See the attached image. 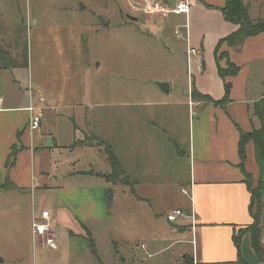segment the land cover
<instances>
[{
    "label": "crops",
    "instance_id": "crops-1",
    "mask_svg": "<svg viewBox=\"0 0 264 264\" xmlns=\"http://www.w3.org/2000/svg\"><path fill=\"white\" fill-rule=\"evenodd\" d=\"M5 1H9V11L0 9V52L5 53L0 54V197L8 198L15 224L22 222L28 234L33 248L32 264H113L112 260L102 262L100 256L105 238L108 245L119 248L116 253L121 254V260H129L130 264H264L251 242L255 214L246 182L248 174L253 187L259 183L254 142L245 146V169L241 167L239 152L241 134L261 127L253 105L264 97V33L246 39L237 49L223 41L238 28L224 16L226 0H189L192 7L188 14L153 16L155 19L147 21L161 24L157 34H140L159 40L163 46L173 31L187 63L185 98L162 104L149 100L101 106L95 102V90L88 89L85 81L84 86L63 93L53 90L46 80L35 78V53L28 45L27 34L32 38L34 30L42 33L44 28L40 27L41 21L33 18L31 10L19 12L15 0ZM178 1L170 0L172 8ZM242 1L249 6L251 19L264 18L260 0ZM11 15L22 28V40L14 38L6 23ZM37 41H41L40 37ZM193 49L197 55L189 54ZM228 60L239 71L223 79L218 70L227 69ZM47 62V56L38 59L40 67ZM167 82L172 94L176 85ZM225 83L231 85L230 95L220 104L226 95ZM194 89L212 97L215 103L193 98ZM40 98L44 99L39 105L45 115L41 129L32 131L28 128V109ZM165 105L169 112L163 121L168 123L144 118L154 114L151 107ZM185 106L189 128L181 139L179 119ZM102 107L129 110L127 124L119 116L111 119L110 125L98 123L95 118ZM134 112L145 115L136 119ZM141 119L145 121L140 123ZM106 126V130L111 127L113 139L103 137ZM90 136L114 142L111 144L116 147L115 155L133 181V191L118 188L125 197H132L131 202L125 197L119 200V240L109 229L113 211L108 196L113 186L106 180L111 172L107 156L97 145L75 146L77 140ZM123 139L129 144L124 150L130 155L129 169L118 154ZM180 140H185L187 149L179 148L183 145ZM171 146L175 152H171ZM81 162L86 167H79ZM166 173H172L176 180L164 182ZM151 185L158 188L154 190L158 196L144 191ZM178 186L182 187L180 197L175 195ZM183 189L188 191L187 195ZM177 209L186 215L169 221L168 214ZM47 210L52 218L54 247L47 246L43 237L36 238L33 233L34 221ZM64 238L69 241L66 250ZM76 239L87 242L95 263L84 262L80 251L72 249ZM0 258L3 263L6 261L5 257Z\"/></svg>",
    "mask_w": 264,
    "mask_h": 264
},
{
    "label": "rangeland",
    "instance_id": "rangeland-1",
    "mask_svg": "<svg viewBox=\"0 0 264 264\" xmlns=\"http://www.w3.org/2000/svg\"><path fill=\"white\" fill-rule=\"evenodd\" d=\"M260 1L264 7V0ZM8 2L0 0V9H6L8 12ZM14 6L19 9V12L20 10H31L33 18L41 21L40 27L44 28L42 33L34 30L32 38L30 34H27L28 45L35 53V78L39 81L46 80L53 90L63 93L70 92L74 88H79L80 85L84 86L85 81L88 89L90 88L92 92L95 90L93 95L95 102L101 106L110 103L149 102V100L162 104L185 98L184 95L187 94L188 88L187 63L182 53L183 48L179 46L180 42L175 43L173 31L170 32V37L163 41L165 42L163 46L159 40L144 38L140 34L143 31L157 34L161 24L157 21H147V19L153 20L155 16L162 18L168 14L166 10L172 9L170 0H15ZM150 6L151 8H149ZM135 21L141 22L135 24ZM259 21L263 23L264 18ZM6 23L13 30L14 38L22 40V28L17 25L12 15ZM121 23L129 26H120ZM26 24H31L29 19H26ZM52 28L56 30L51 32ZM37 36L40 37V42L37 41ZM42 56H47L48 62L40 67L38 59ZM169 80L176 85L173 95L163 93L158 86V84ZM251 86L253 88V78ZM167 105L151 107L154 114L151 116L148 114L144 118L162 124L168 123L169 121H163V117L169 112ZM187 111L188 108L185 106L182 109V117L179 119L181 126L179 138L181 137V139L185 138L189 128ZM127 113L130 111L126 108L115 110L102 107L98 109L95 119L98 123L103 122L102 125H110L111 119L119 116L122 117L120 120L123 121L121 122L127 124ZM143 115L145 114L134 112L133 118L139 119ZM144 121L141 119L139 122L143 123ZM107 128L108 126L105 127V130ZM105 130L104 134L101 130L103 137L112 138L111 127ZM184 141H179V143H183V145L180 144V149H187L188 144ZM104 142L114 143L112 141ZM112 145L114 146V144ZM127 146L129 148L127 140H124L118 154L122 157L125 167L129 169L130 155L124 151ZM102 150L106 155V146L102 147ZM170 150L175 152V148L172 146ZM168 154L170 157L173 156L171 153ZM95 161L98 163L97 157ZM83 166L86 167L85 162H81L79 167L83 168ZM168 166L171 165L168 164ZM123 170L126 171L124 167ZM166 174L168 176H165L164 182L172 183L177 178L173 177L172 173ZM121 186L130 191L134 189L131 178L129 177L127 181L124 176L119 184L113 186L114 201L110 202L113 213L109 229L111 234L116 236V240L120 238L119 216L122 214L117 216V209L121 208L119 200L125 197L118 189ZM171 187L172 194L174 188ZM167 188L169 190V187ZM181 188L180 186L176 187V196H181ZM155 189L158 188L151 185L144 191L147 194L158 196ZM252 193L254 197L253 212L256 218L254 227L259 233L260 242L264 247V187L258 183L252 187ZM131 198L130 195H126L124 199L131 202ZM126 216L129 215L126 214ZM129 219H133L132 216H129ZM17 241L19 242L15 245ZM67 242L69 241L66 238L62 241L64 250L68 248ZM72 244L73 250L80 251L81 260L84 262L93 260L87 242L76 239ZM100 247L102 262L108 263L112 260L113 264H130L129 260H121V254L116 253L119 248H115L111 244L108 245L106 238ZM32 254V243L22 227V222L15 224L8 198L0 197V256L6 259L3 264H32ZM258 261L259 259L256 258V262Z\"/></svg>",
    "mask_w": 264,
    "mask_h": 264
},
{
    "label": "trees",
    "instance_id": "trees-1",
    "mask_svg": "<svg viewBox=\"0 0 264 264\" xmlns=\"http://www.w3.org/2000/svg\"><path fill=\"white\" fill-rule=\"evenodd\" d=\"M227 4L226 7L223 9L224 16L227 18L228 21L238 25L237 31L229 36L227 39H223V41H227L231 47L238 48L241 46L244 41L248 38L253 36L259 35L264 33V22L261 23L259 20H253L249 16V6L244 3L242 0H226ZM221 41L220 44L223 42ZM219 44V45H220ZM218 47V46H217ZM220 47L217 48V52L219 51ZM2 56H5L4 52H0ZM223 57V56H221ZM229 62V60H228ZM219 76L223 79L227 76H235L238 71L239 67L234 66L229 62V66L227 69H222L219 67ZM230 88L231 85L229 83H225V92L226 95L224 99L220 102L223 104L230 95ZM194 95L193 98L203 100L205 102H214L212 97L203 95L199 93L196 89L193 91ZM254 107V116L258 118L261 122V127L259 129H255L250 134H241V141L239 144V152L241 158V167H244L247 153L245 152V146L249 141H253L255 144V152H256V161L258 167H260V178L258 180L259 184L264 187V97L260 100L256 101L253 105ZM90 146V145H97L98 147H105L107 148V161L111 167V173L106 176V180L112 186H116L120 183L121 178H124L128 181L129 176L127 173L122 169L117 156L115 155V149L112 144H107L102 140H99L95 136L86 137L84 140H77L75 146ZM246 182H248L249 188L251 189L252 193V177L246 174ZM253 197V193H252ZM112 199V191L109 192L108 200L111 202ZM254 204V197L252 199V208ZM255 218V215H254ZM256 221V218H255ZM252 235H251V242L253 249L258 257L264 262V247L262 242H260V235L256 232L254 225L252 226ZM94 244L91 243V247ZM241 264H247L246 262H242Z\"/></svg>",
    "mask_w": 264,
    "mask_h": 264
},
{
    "label": "built area",
    "instance_id": "built-area-1",
    "mask_svg": "<svg viewBox=\"0 0 264 264\" xmlns=\"http://www.w3.org/2000/svg\"><path fill=\"white\" fill-rule=\"evenodd\" d=\"M176 6L172 9L166 10L168 13L171 14H188L192 3L189 2V0H180L177 2ZM151 8V6L149 7ZM165 10V9H163ZM177 34L180 36V33L177 31ZM190 55H197V50L193 49L189 51ZM31 92V91H30ZM33 94V92H31ZM44 99L40 98L38 99V102H35L29 106L28 112L31 113L29 125L28 128H30L32 131H38L40 130L41 123L44 119L45 113H43L44 109L40 107V103H43ZM185 195L188 194V191L186 189L182 190ZM186 214H184L183 210H174L170 212L167 216L168 220L171 222H175L178 219L184 217ZM33 233L35 234L36 238L43 237L45 240L46 245L54 247L55 243V237L53 233V226H52V218L50 211H45L42 213L41 217L39 219H36L33 224Z\"/></svg>",
    "mask_w": 264,
    "mask_h": 264
},
{
    "label": "water",
    "instance_id": "water-1",
    "mask_svg": "<svg viewBox=\"0 0 264 264\" xmlns=\"http://www.w3.org/2000/svg\"><path fill=\"white\" fill-rule=\"evenodd\" d=\"M160 90L163 92V93H166L168 94L169 91H170V84L168 82H164V83H160L158 84ZM3 259L0 258V264H3Z\"/></svg>",
    "mask_w": 264,
    "mask_h": 264
}]
</instances>
